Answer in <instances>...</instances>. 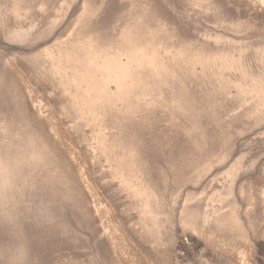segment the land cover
<instances>
[{
    "label": "rangeland",
    "instance_id": "1",
    "mask_svg": "<svg viewBox=\"0 0 264 264\" xmlns=\"http://www.w3.org/2000/svg\"><path fill=\"white\" fill-rule=\"evenodd\" d=\"M0 264H264V0H0Z\"/></svg>",
    "mask_w": 264,
    "mask_h": 264
}]
</instances>
